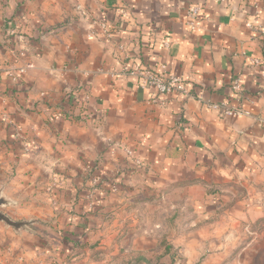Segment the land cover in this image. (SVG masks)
<instances>
[{
	"label": "crops",
	"instance_id": "crops-1",
	"mask_svg": "<svg viewBox=\"0 0 264 264\" xmlns=\"http://www.w3.org/2000/svg\"><path fill=\"white\" fill-rule=\"evenodd\" d=\"M192 5L201 7L194 27ZM39 7L31 24L62 28L45 34L39 51H26L30 68L19 81L10 75L23 64L15 55L18 41L0 62V166L14 160L11 152L2 153L5 145L14 147L5 141L14 127L39 142L27 178L38 174L36 167L58 161L80 165L98 154L107 158L116 146L125 156L117 164L120 175L136 177L151 196L129 202L133 197L123 191L125 209L168 198L165 216L149 224L150 233L126 232L121 260L242 264L229 250L235 214L264 216V0H39ZM254 58L263 63L254 65ZM137 64L184 77L191 97L151 103L129 72ZM238 75L241 93L232 89ZM84 85L86 120L65 118L56 103L67 89ZM204 99L228 101L251 115L220 117ZM234 178L248 185L241 210L237 202L226 204L232 194L225 187ZM176 185L184 186V206L175 204ZM77 257L82 264L95 259L89 253Z\"/></svg>",
	"mask_w": 264,
	"mask_h": 264
},
{
	"label": "rangeland",
	"instance_id": "rangeland-1",
	"mask_svg": "<svg viewBox=\"0 0 264 264\" xmlns=\"http://www.w3.org/2000/svg\"><path fill=\"white\" fill-rule=\"evenodd\" d=\"M39 9V0H0V62L18 41L15 55L23 64L16 72L30 68L26 51H39L43 36L62 28L58 23L31 24ZM88 88L84 85L67 89L71 98L65 93L64 99L56 103L58 111L65 118L86 120L88 109L84 100L88 98ZM41 94L47 96L44 91ZM18 128L14 127L13 135L5 140L14 147L5 145L2 150V153L11 152L14 160L0 166V192L8 201L0 206V212L25 225L16 229L0 220V264H82L77 256L87 253L95 258L91 264H127L121 260L126 232L150 233L149 224L165 216L162 211L166 213L168 198L161 195L156 202L143 201L141 206L125 209L123 199L120 200L123 191H129L133 198L139 194L144 198L151 196L143 192V182H138L136 177L126 180L125 175H120L122 168L117 164L125 156L116 146L109 148L107 158L98 154L94 162H80V165L58 161L47 167H36L34 172L38 174L27 178L26 174L30 173L26 170L27 164L40 147L36 135L26 136ZM167 186L165 182L160 188L163 191ZM247 186L244 179L234 178L225 187L232 194L226 204L237 202L238 210L246 207ZM183 187L176 185V206L185 205ZM239 200L242 202L238 204ZM235 215L232 231L229 230L233 239L229 250L237 255L236 263H264V216L248 218L239 212Z\"/></svg>",
	"mask_w": 264,
	"mask_h": 264
},
{
	"label": "built area",
	"instance_id": "built-area-1",
	"mask_svg": "<svg viewBox=\"0 0 264 264\" xmlns=\"http://www.w3.org/2000/svg\"><path fill=\"white\" fill-rule=\"evenodd\" d=\"M223 1V0H220ZM257 6V4H256ZM201 11V7L198 5H192L188 9L189 23L192 27L196 25L197 17ZM249 27H254L253 22L248 23ZM165 45L168 46L169 43L165 42ZM23 48V46L21 47ZM20 48V49H21ZM122 48V46H120ZM23 55V52L21 53ZM254 65H261L263 63L262 59L254 58L252 59ZM25 70L21 72H11L14 81H18L17 75L23 74ZM130 74L138 78L140 87L148 95V100L154 104L165 105L169 99L184 98L188 99L191 97L190 86L186 79L180 75L176 74H163L154 71L153 69L143 67L142 65H135L130 71ZM232 89L236 92L241 93V76L238 75L233 79ZM85 101V100H84ZM204 103L210 109L215 110L220 117H237V116H250L251 113L249 110L245 109L242 106L234 105L228 101H214L211 99H204ZM127 154L130 157H134L133 151L127 150ZM137 163H140L139 160H135Z\"/></svg>",
	"mask_w": 264,
	"mask_h": 264
},
{
	"label": "water",
	"instance_id": "water-1",
	"mask_svg": "<svg viewBox=\"0 0 264 264\" xmlns=\"http://www.w3.org/2000/svg\"><path fill=\"white\" fill-rule=\"evenodd\" d=\"M6 203H8V201L2 196V194L0 192V206L4 205ZM0 220L5 221L6 223H8L11 226H14L16 229H19L25 225L24 222L13 221L10 217H8L7 215H5L2 212H0Z\"/></svg>",
	"mask_w": 264,
	"mask_h": 264
},
{
	"label": "trees",
	"instance_id": "trees-1",
	"mask_svg": "<svg viewBox=\"0 0 264 264\" xmlns=\"http://www.w3.org/2000/svg\"><path fill=\"white\" fill-rule=\"evenodd\" d=\"M71 93L70 92H67L66 93V96H68V97H70L71 98V95H70ZM69 98V99H70ZM83 110H85V108L83 107ZM97 167L95 166L93 169H96ZM167 251H169V249L167 248Z\"/></svg>",
	"mask_w": 264,
	"mask_h": 264
}]
</instances>
